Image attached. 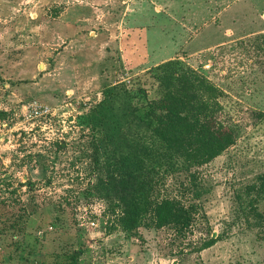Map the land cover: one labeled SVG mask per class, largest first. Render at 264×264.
<instances>
[{
    "label": "rangeland",
    "instance_id": "obj_1",
    "mask_svg": "<svg viewBox=\"0 0 264 264\" xmlns=\"http://www.w3.org/2000/svg\"><path fill=\"white\" fill-rule=\"evenodd\" d=\"M170 61L223 92L238 138L162 172L157 194L199 209L187 235L127 232L100 186L110 129L86 118L112 87L124 111L160 98ZM34 102L51 114L28 119ZM263 174L264 0H0V264H264V199L261 221L246 194Z\"/></svg>",
    "mask_w": 264,
    "mask_h": 264
},
{
    "label": "trees",
    "instance_id": "obj_2",
    "mask_svg": "<svg viewBox=\"0 0 264 264\" xmlns=\"http://www.w3.org/2000/svg\"><path fill=\"white\" fill-rule=\"evenodd\" d=\"M158 70L164 74L158 76L163 87L160 98L142 109L130 102L124 111L117 103L129 92L125 87H112L86 121L98 134L103 127L110 129L101 150H96L101 151L103 159L100 186L113 212L120 210L119 225L127 232L170 227L185 236L195 225L199 209L176 198H161L157 188L162 172L169 174L180 164L192 169L211 163L236 144L238 133L220 121L223 92L207 77L192 68L185 69L180 61L167 62ZM246 194L252 196L253 216L262 221L256 205L264 199V174L258 177V183L246 187ZM221 239L209 240L200 250ZM67 264H77L76 259L72 257Z\"/></svg>",
    "mask_w": 264,
    "mask_h": 264
},
{
    "label": "built area",
    "instance_id": "obj_3",
    "mask_svg": "<svg viewBox=\"0 0 264 264\" xmlns=\"http://www.w3.org/2000/svg\"><path fill=\"white\" fill-rule=\"evenodd\" d=\"M52 112L49 106L43 105L38 102L31 103L28 106L26 117L28 119H35L50 115Z\"/></svg>",
    "mask_w": 264,
    "mask_h": 264
}]
</instances>
